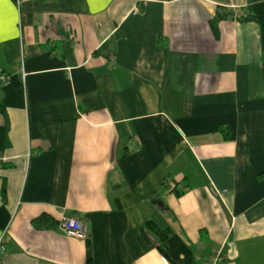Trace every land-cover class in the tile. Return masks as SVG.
Listing matches in <instances>:
<instances>
[{
  "label": "crops",
  "instance_id": "1",
  "mask_svg": "<svg viewBox=\"0 0 264 264\" xmlns=\"http://www.w3.org/2000/svg\"><path fill=\"white\" fill-rule=\"evenodd\" d=\"M254 1L215 29L222 0H0L7 264H264Z\"/></svg>",
  "mask_w": 264,
  "mask_h": 264
},
{
  "label": "trees",
  "instance_id": "2",
  "mask_svg": "<svg viewBox=\"0 0 264 264\" xmlns=\"http://www.w3.org/2000/svg\"><path fill=\"white\" fill-rule=\"evenodd\" d=\"M222 1L223 2L218 4L217 12L215 13V16L213 18V25L215 29L218 28L220 20H223L225 18H228L229 16H233L236 14L235 9L231 7V5H228V0ZM238 16L241 20H255L259 23L261 27L262 47L264 53V0H257L246 5ZM3 113H6V105L0 102V142H6L7 138L5 133L8 127V122L4 120L5 115ZM224 130L226 131L225 136L228 138L229 131H227L226 128ZM40 221L42 222L43 219H37L36 223L40 224ZM147 224L153 231H155L159 235L160 249L167 256H171L164 246V243L169 238L172 229L169 221L165 219L164 216H160L158 218L153 216L147 220Z\"/></svg>",
  "mask_w": 264,
  "mask_h": 264
},
{
  "label": "built area",
  "instance_id": "3",
  "mask_svg": "<svg viewBox=\"0 0 264 264\" xmlns=\"http://www.w3.org/2000/svg\"><path fill=\"white\" fill-rule=\"evenodd\" d=\"M112 60L115 61L116 57L112 56ZM5 77L6 76L3 73L0 75V78H5ZM60 227L69 233L80 236H86L89 230V225L86 221L69 213H66L61 218ZM6 239L7 236L4 230L3 233L0 235V264H7L5 259V253L7 249ZM210 264H222L219 253L214 256L213 260L210 261Z\"/></svg>",
  "mask_w": 264,
  "mask_h": 264
},
{
  "label": "bare ground",
  "instance_id": "4",
  "mask_svg": "<svg viewBox=\"0 0 264 264\" xmlns=\"http://www.w3.org/2000/svg\"><path fill=\"white\" fill-rule=\"evenodd\" d=\"M71 215H72V214H71ZM74 216H75V215H74ZM77 217H78V216H77ZM79 218H80V217H79ZM81 219H82V218H81ZM84 221H85V220H84ZM88 233H89V230H88ZM88 233H87V235H88ZM75 235H76V234H75ZM87 235H86V236H87ZM218 253L220 254V251H218L217 254H218ZM215 255H216V254H215ZM215 255H214V256H215ZM220 260H221V255H220ZM221 263H222V260H221ZM172 264H174V263H172Z\"/></svg>",
  "mask_w": 264,
  "mask_h": 264
},
{
  "label": "rangeland",
  "instance_id": "5",
  "mask_svg": "<svg viewBox=\"0 0 264 264\" xmlns=\"http://www.w3.org/2000/svg\"><path fill=\"white\" fill-rule=\"evenodd\" d=\"M138 7H136V9H137ZM255 82H256V84H258V80L257 79H255Z\"/></svg>",
  "mask_w": 264,
  "mask_h": 264
},
{
  "label": "water",
  "instance_id": "6",
  "mask_svg": "<svg viewBox=\"0 0 264 264\" xmlns=\"http://www.w3.org/2000/svg\"><path fill=\"white\" fill-rule=\"evenodd\" d=\"M160 203H162V201H160Z\"/></svg>",
  "mask_w": 264,
  "mask_h": 264
}]
</instances>
